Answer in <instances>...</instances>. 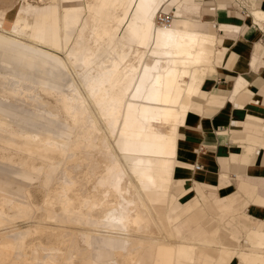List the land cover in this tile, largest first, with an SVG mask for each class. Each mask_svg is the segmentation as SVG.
I'll use <instances>...</instances> for the list:
<instances>
[{
	"label": "bare ground",
	"instance_id": "bare-ground-1",
	"mask_svg": "<svg viewBox=\"0 0 264 264\" xmlns=\"http://www.w3.org/2000/svg\"><path fill=\"white\" fill-rule=\"evenodd\" d=\"M40 1L0 5L13 66L0 72V160L16 168L0 175V227L38 220L0 234V264H264L259 232L174 233L196 206L173 189L184 126L217 109L202 90L227 52L212 26L181 18L180 0Z\"/></svg>",
	"mask_w": 264,
	"mask_h": 264
},
{
	"label": "crops",
	"instance_id": "crops-1",
	"mask_svg": "<svg viewBox=\"0 0 264 264\" xmlns=\"http://www.w3.org/2000/svg\"><path fill=\"white\" fill-rule=\"evenodd\" d=\"M191 6H201L210 21L188 17L185 10ZM261 12L264 0H180L179 16L212 26L219 47L227 51L202 87L217 109L204 105V114L190 112L179 144L186 165L177 164L173 189L178 197L186 195L185 203L196 205L174 227L180 240L203 242L223 229L244 242L252 231L264 234Z\"/></svg>",
	"mask_w": 264,
	"mask_h": 264
},
{
	"label": "rangeland",
	"instance_id": "rangeland-1",
	"mask_svg": "<svg viewBox=\"0 0 264 264\" xmlns=\"http://www.w3.org/2000/svg\"><path fill=\"white\" fill-rule=\"evenodd\" d=\"M32 4L34 5H41V1L40 0H29ZM33 1V2H32ZM7 2H10V0H0V5L2 4H7ZM39 2V3H38ZM20 6H21V3L18 2L14 9L8 13L7 15V24L5 25L7 28L11 25L16 13H17V10L20 9ZM202 7L201 6H191V7H188L186 10H185V14L188 16V17H191V18H195V19H200V20H205V21H210L208 18L204 17L205 14H203L202 12ZM169 13V12H167ZM171 13V12H170ZM9 18V19H8ZM12 20V21H11ZM215 27L218 28V25L215 23ZM219 37L220 38H223V36L221 35V32H219ZM262 44L264 45V42H262ZM12 67L11 65H7L3 62V58L0 56V72H3V73H7V72H11L12 71ZM71 77L68 75L67 77H65V81H68ZM199 165H197L196 167H198ZM200 168V166H199ZM16 170V168L14 166H11L3 161L0 160V175H10L12 177H14L15 175H13V172ZM174 184L177 185V181L175 180L174 181ZM2 192V191H0ZM11 197H14V198H18L16 195L12 194V193H8ZM186 199H183V201H185ZM35 215L32 216L31 218H28V219H18L15 221L14 225H7V226H3V227H0V234L1 233H4L6 236H9V237H14L15 236V231L14 230H17L19 229V231H25L28 226L30 225H33L35 226L38 222L37 219H35ZM12 228V229H11ZM15 228V229H14ZM12 231V232H11ZM14 231V232H13ZM8 233V234H6ZM33 235L29 236L27 238L28 242H34V243H39L38 242V237L36 235ZM35 237H37L35 239ZM44 243H47L49 242V239L45 238L43 240ZM26 251H29L27 253H30V249L28 247H23L21 249H17L15 250L14 252L16 254H20V253H23V252H26Z\"/></svg>",
	"mask_w": 264,
	"mask_h": 264
},
{
	"label": "built area",
	"instance_id": "built-area-1",
	"mask_svg": "<svg viewBox=\"0 0 264 264\" xmlns=\"http://www.w3.org/2000/svg\"><path fill=\"white\" fill-rule=\"evenodd\" d=\"M173 20H174V14L173 13L160 12L157 16L158 24L163 25V26L171 25Z\"/></svg>",
	"mask_w": 264,
	"mask_h": 264
}]
</instances>
